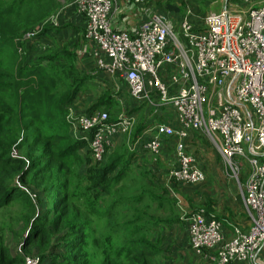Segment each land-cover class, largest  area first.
Listing matches in <instances>:
<instances>
[{
	"label": "built area",
	"instance_id": "2783aa9c",
	"mask_svg": "<svg viewBox=\"0 0 264 264\" xmlns=\"http://www.w3.org/2000/svg\"><path fill=\"white\" fill-rule=\"evenodd\" d=\"M147 1L67 0L45 24L57 27L68 15L80 18L93 75L122 82L133 102L159 115L131 151L161 157L172 147L177 164L169 178L181 186H197L205 178L186 151L192 135L218 156L248 226L232 228L227 237L218 221L189 214L184 223L193 253L212 264H264V0H234L245 9L224 8L196 27L186 17L175 28L158 14L145 16L133 31L114 27L111 18L122 2L145 14ZM44 26L23 38H35ZM134 123L135 117L126 115L110 124L107 112L99 110L71 124L80 135L90 134L92 160L100 162ZM24 264L39 259L26 258Z\"/></svg>",
	"mask_w": 264,
	"mask_h": 264
},
{
	"label": "trees",
	"instance_id": "16d2710c",
	"mask_svg": "<svg viewBox=\"0 0 264 264\" xmlns=\"http://www.w3.org/2000/svg\"><path fill=\"white\" fill-rule=\"evenodd\" d=\"M18 2L0 12V211L14 202L24 206L28 228L21 250L33 244L42 254L50 251L42 255L41 264H160L162 251L149 238L159 221L148 214L147 206L140 211L130 209L140 207L147 193L137 177L132 178L137 181L136 189L127 187V174L133 172L130 166L138 153L124 147L104 163L93 164L87 141L90 134L77 139L69 134L70 123L65 119L69 106L90 84L95 87L103 83L101 78H108L88 76L80 57L68 48L48 51L31 62L35 42L49 41L55 28L45 26L35 38L24 39L31 26L13 17L16 6L25 5L24 0ZM189 20L194 27L199 24ZM9 52L12 55L7 57ZM17 58L15 67L5 61ZM112 102L113 97L100 96L87 113L109 109ZM149 124L136 126L132 144ZM34 186L43 197L52 199L45 208L35 203L42 212L36 215L37 207L29 196L31 192L38 199ZM1 232L0 226V264H21L18 256L9 254Z\"/></svg>",
	"mask_w": 264,
	"mask_h": 264
},
{
	"label": "rangeland",
	"instance_id": "374dc122",
	"mask_svg": "<svg viewBox=\"0 0 264 264\" xmlns=\"http://www.w3.org/2000/svg\"><path fill=\"white\" fill-rule=\"evenodd\" d=\"M54 1L55 3H50V0H24L25 5L22 7L16 6L13 11V17L18 16L19 21L24 20L29 23L31 27L25 33L35 31L42 24L48 26L45 23L58 15L67 0ZM17 2L18 0L0 1V12L17 4ZM145 8L147 12L143 18L148 14L162 15L175 28L186 17L199 23L203 17L215 14L224 8L245 9L241 4L230 0L228 2L223 0H148ZM122 9L123 7L120 8L119 12ZM66 22H60L57 27H54V36L50 37L49 41L41 43L37 40L35 42L34 48L30 53L32 55L30 61H38L48 51L54 50L55 53H58L68 48L80 57L81 66L85 68L84 70L82 68V71L88 76L91 74L90 76L93 78L92 69L94 65L88 55L89 47L82 41V32L79 31L78 33L75 29H72L74 33L68 32L66 28L68 23ZM46 36L48 35L46 34ZM1 46L8 47L9 44H1ZM10 55H12V52H9L7 57ZM5 61L8 65L13 64L15 67L16 63H18V58L12 61ZM101 79L103 80L102 86L96 85L92 87L90 84L86 90L77 95L72 105L69 106L65 119L70 123V134L71 127H73L71 124L72 120L89 112L100 96L113 97V106L109 109H103L108 114V122L110 124L116 123L121 116L134 113L135 123L126 135H121L115 141L113 147L108 149V152L105 151L103 153L100 162L104 163L113 152H121L124 147L131 150L134 145V143L132 144V136L140 122H147L152 126L159 117L157 116L158 114H155L154 108L133 103L121 82L114 83L112 81L108 85L106 82H109L110 79ZM43 108L37 111L39 116L42 114ZM186 146L187 153L196 160L197 165L201 164L203 166L205 178L202 184L187 187L179 186L170 180L169 173L176 168L177 164L172 147H169L168 151L161 157L151 156L146 152H139L138 155L134 156L130 166L133 172L127 174L130 176L127 181L129 182L127 187L136 189L137 181H132V178L137 177V180H140V185L145 187L147 191L140 207H132L130 209L140 211L143 206H147L149 207V210H147L148 214L159 221V225L152 229L149 238L158 244L162 251L161 256L158 258L160 264H212L211 261L203 260L194 254L188 245L184 219L189 214H203L231 228H242L244 222L239 199L237 198L236 186L222 174L221 163L216 153L202 138L195 135L191 136ZM81 153H84V151H81ZM92 163L95 164L97 162L92 161ZM82 170L80 169L79 171ZM244 180H240V186ZM21 187L26 192L29 190V187ZM34 190L37 191L39 197L38 199L36 196L33 198L31 192H29L33 204L37 202L39 204L40 202L42 207L45 208L48 201L49 206L51 205V198L46 199V197H43L40 190H37L35 186ZM151 196L157 200L151 199ZM38 204H35V207H37V211L35 208V215L42 213ZM24 214L25 209L20 202H14L11 207L0 211V226L4 244L10 255L18 256L21 259V264H24L26 258L33 257L38 258L39 264H41L40 258L42 255L46 252L47 255L50 251L46 250L42 254L41 250L33 244L25 251L21 250L22 238L28 228V223L24 222ZM167 221L172 222L167 223ZM178 222L180 223L178 224ZM95 231L97 232L98 230L95 229ZM55 254L63 255L61 251H56Z\"/></svg>",
	"mask_w": 264,
	"mask_h": 264
},
{
	"label": "crops",
	"instance_id": "0c3cea01",
	"mask_svg": "<svg viewBox=\"0 0 264 264\" xmlns=\"http://www.w3.org/2000/svg\"><path fill=\"white\" fill-rule=\"evenodd\" d=\"M121 4H122L121 7H123L122 11L114 14L111 18V22L116 29L133 31L138 25H140V23L142 21L145 20V18H143L144 13H142L141 9L136 8L133 5H130V4L125 5V3H123V2ZM142 18H143V20H142ZM65 21H67L66 23H68L67 24V27H68L67 31L68 32H72V29H75L76 31H78V33H79V31H82V20L80 18H77L74 15H68V18ZM72 33H74V32H72ZM80 55H82V54H80ZM97 84L99 86H102L101 85L102 83H100V82H97ZM71 134L75 139H77L80 136V133L77 132L73 127H71ZM199 167L203 171V166H201V164L199 165ZM153 169H154V166H153ZM187 187H189V186H187ZM237 198L239 199L241 212H242L243 217H244L243 218L244 222H243V226H242L244 228V227L248 226V222L244 216V212H243L242 206H241V199H240L239 195ZM220 224L222 225L226 236L229 237L232 228L229 226H224L222 223H220Z\"/></svg>",
	"mask_w": 264,
	"mask_h": 264
}]
</instances>
